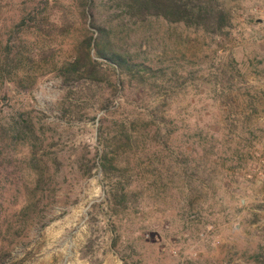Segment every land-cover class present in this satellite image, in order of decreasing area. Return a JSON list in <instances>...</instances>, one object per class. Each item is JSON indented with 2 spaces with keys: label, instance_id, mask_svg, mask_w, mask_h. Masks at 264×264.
I'll return each mask as SVG.
<instances>
[{
  "label": "rangeland",
  "instance_id": "obj_1",
  "mask_svg": "<svg viewBox=\"0 0 264 264\" xmlns=\"http://www.w3.org/2000/svg\"><path fill=\"white\" fill-rule=\"evenodd\" d=\"M218 1L221 35L94 0L122 88L57 71L82 1L0 0L1 264H264V0Z\"/></svg>",
  "mask_w": 264,
  "mask_h": 264
},
{
  "label": "trees",
  "instance_id": "obj_2",
  "mask_svg": "<svg viewBox=\"0 0 264 264\" xmlns=\"http://www.w3.org/2000/svg\"><path fill=\"white\" fill-rule=\"evenodd\" d=\"M80 1H82L81 15L84 20L89 19L88 27L94 30L91 36L84 37L83 43L79 45V48H76V54L74 56L60 63L59 69L57 70L60 76L66 82H72L83 79L87 74L90 76L102 74L103 69L99 62V60H101L109 63L113 71L117 72L119 76L118 83L122 88L124 87V80L130 79L131 77L140 85L143 84V80H139V78L143 73L151 71V68L146 64L135 62L131 57L125 55V53L121 51L114 50L109 41L111 29L100 24L97 22V19H95V14L93 12L94 0ZM157 1L158 0H116L118 3L123 2L128 9H133V12L136 14H142V10L147 9V7H152V9H157V15L162 14L165 18L171 15L172 20L177 19L185 24H193L197 28L210 31L217 35H221L222 31L229 25V18L224 3L218 0H192L189 4L186 3L184 5L188 10H183L182 12L175 10L166 12L164 10L166 9L165 7H167V5H165L166 0H159L158 3ZM171 2H175V0H171ZM170 4L174 7L173 3ZM176 6L180 5L176 4L175 7ZM158 9H160V12H158ZM167 13H169L168 16ZM58 22L64 25V23L69 22V18L63 16L62 21L60 18ZM88 27H85V31L90 32ZM108 84L111 86L113 85L114 88L117 87V84L111 80ZM1 263H3L2 259H0V264Z\"/></svg>",
  "mask_w": 264,
  "mask_h": 264
}]
</instances>
